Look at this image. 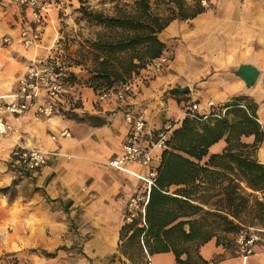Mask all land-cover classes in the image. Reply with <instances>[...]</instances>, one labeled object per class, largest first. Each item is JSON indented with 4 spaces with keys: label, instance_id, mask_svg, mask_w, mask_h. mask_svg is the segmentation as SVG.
<instances>
[{
    "label": "crops",
    "instance_id": "0c3cea01",
    "mask_svg": "<svg viewBox=\"0 0 264 264\" xmlns=\"http://www.w3.org/2000/svg\"><path fill=\"white\" fill-rule=\"evenodd\" d=\"M41 2L48 8L45 25L41 40L32 46L19 40L20 26L27 20L26 9L6 2L0 8L1 14L17 20L9 47L13 58L21 61L20 69L9 70V77L0 83L1 100L15 96L19 77L31 59L49 58L48 49L54 44L48 24L52 2ZM10 5L17 8L9 10ZM160 38L168 47L173 44L174 55L168 52L161 71L143 68L124 100L99 99L98 92L85 81L90 73L85 74V69L79 67L81 73L71 78L54 116L36 118L29 110L17 121L19 134L0 135V187L17 178L13 196L0 192V256L25 247L55 251L65 230L80 220L91 225L82 252L109 255L112 264H124L126 256L120 249L124 211L130 195L143 183L139 175L147 170L140 163L131 164L129 170L108 163L123 151L129 131L125 119L128 109L144 112L153 129H159L173 120L178 119L179 124L184 117L179 111L194 101L205 108L209 100L225 104L244 94L257 103V115L264 127V0H212L195 17L172 20L160 32ZM243 62L260 69L251 87L233 72ZM187 84L191 88L184 93L188 98L177 97L180 94L174 90ZM66 128L70 135H61ZM244 140L253 142L254 136H244ZM14 143L53 152L40 169L23 172L12 162L10 150ZM226 144L222 138L210 146V152H220ZM257 156L264 162V140ZM255 226L262 229L263 239L256 245V253L246 260L237 254L236 246L232 251L217 244L215 237L200 246V253L205 259L216 257L218 264H256L253 259L257 256L264 264V219ZM148 255V264H178L172 250ZM38 258L48 262V256Z\"/></svg>",
    "mask_w": 264,
    "mask_h": 264
},
{
    "label": "trees",
    "instance_id": "16d2710c",
    "mask_svg": "<svg viewBox=\"0 0 264 264\" xmlns=\"http://www.w3.org/2000/svg\"><path fill=\"white\" fill-rule=\"evenodd\" d=\"M79 1L78 10L97 26L95 36L88 39L87 66V81L95 90L151 68L155 58L168 52L159 33L172 20L193 18L208 7L203 0H162L166 6L157 11L153 0H103L112 5L107 13ZM223 106L225 114L214 116ZM206 109V118L184 116L161 149L145 223L137 218L122 227L120 249L130 261L122 259L124 264H148L149 260H137L143 249L148 254L172 250L178 264H206L200 246L214 237L224 246L234 242L244 225V211L254 205L263 221L264 203L256 191L264 189V162L257 156L264 127L257 103L240 94ZM250 135L253 142L244 140ZM222 138L227 142L224 149L210 152ZM10 188L1 186L0 192L6 194ZM43 253L53 256L56 251ZM10 260L19 261L14 253L0 256L1 263Z\"/></svg>",
    "mask_w": 264,
    "mask_h": 264
},
{
    "label": "built area",
    "instance_id": "2783aa9c",
    "mask_svg": "<svg viewBox=\"0 0 264 264\" xmlns=\"http://www.w3.org/2000/svg\"><path fill=\"white\" fill-rule=\"evenodd\" d=\"M6 3L24 7L28 12L26 22L20 26L19 40L25 46H32L42 38L44 28V15L47 13V5L41 0H0V8ZM207 4V0H203ZM30 18V20H29ZM11 36H6V42L11 41ZM168 53H163L151 62L150 70L161 71L168 60ZM137 75L119 84L101 89L98 98L101 100H124L134 88V78ZM71 81L69 66L61 60H50L33 58L28 63L25 72L19 77L18 91L15 96L7 101L0 99V135L12 136L21 132L20 124L17 122L27 111L32 110L34 117L51 118L56 113L58 102L67 91ZM216 103L209 100L205 108L194 101L186 105L180 114L195 118H206L209 115L207 107H213ZM227 107H222L213 113L221 117L225 114ZM199 112H203L200 114ZM202 115V117H200ZM125 119L129 125V131L123 143L121 155L111 158L110 165L129 170L133 163H140L146 167V172L139 175L143 183L128 198L124 219L133 222L140 218L145 223L146 208L150 200L151 189L155 184L158 174L159 155L157 151L166 145L172 130L177 126L178 119L170 121L166 126L153 129L150 122L142 111L128 109L125 111ZM63 136H69V129L60 132ZM56 138V135H53ZM11 157L15 164L24 171H35L48 162V151L36 146L22 143H14L11 147ZM159 153V154H158ZM259 199L264 203V189L256 191ZM262 215L264 217V208ZM263 239L262 229L258 226L243 225L235 234L237 254L246 260L250 255L256 253V245ZM3 264H25L22 261L10 260ZM206 264H218L217 259H207Z\"/></svg>",
    "mask_w": 264,
    "mask_h": 264
},
{
    "label": "rangeland",
    "instance_id": "374dc122",
    "mask_svg": "<svg viewBox=\"0 0 264 264\" xmlns=\"http://www.w3.org/2000/svg\"><path fill=\"white\" fill-rule=\"evenodd\" d=\"M49 1L52 2V4L49 5L51 9H49L50 15L48 24H50L52 30L51 35L53 37L51 39L54 40L53 46L50 48V50L48 49L49 59L61 60L66 63L69 66L70 71L73 72V77H75V73H81L79 67H81V69H85V74L88 73L89 71L87 69V66L91 63V53L89 52L88 39L95 36L97 26L93 23V21L87 19L78 10L77 7L80 5L79 0ZM211 1L212 0H210V2ZM74 4H76V6H72ZM85 4L93 9H101L107 13L112 12V5L108 2H103V0H85ZM207 5L209 6L210 3H207ZM153 6L157 11H162L166 5L162 0H153ZM8 8L9 10H13L17 7L10 5L8 6ZM51 14H53V16ZM17 27V20L8 18L6 17V15L0 13V83L5 81L9 77V70H11L12 68L16 71L20 69V59L13 58L12 50L9 47L10 43L4 40L6 36L16 34ZM172 45H169L168 52L174 55L173 50L175 49L172 47ZM170 49H172V51ZM75 69H77V72L75 71ZM81 77L83 78L84 76ZM87 80L88 78H85L86 82H88ZM96 91L99 92L100 90L98 89ZM179 96H182L185 99L188 98V96H186L184 93H180V95H178L177 97ZM182 108L184 109L186 108V106H183ZM183 109L179 111V114ZM168 115L172 116L173 113L170 112L168 113ZM13 145L14 144H12L11 147ZM12 162L14 163L13 160ZM20 170L23 171L22 168ZM16 183L17 178H15L10 184L11 188L8 192L10 196H13L16 193ZM32 187L34 188V186H31V188ZM242 220L244 225L247 226H252L260 223V215L257 213L254 205H252L249 209L242 213ZM74 223L75 224L73 225V227H69V229L65 230L62 241L54 249L56 251V254L53 256H48V262H40V259L38 258V256H47L43 253V249H49L43 247H25L16 251L5 252L3 255H6V253H14L16 254V257L20 261H23L25 264H112L111 257L109 255H94L91 250H88V253L90 255L86 252L85 253L87 255H85L84 252H82V246L87 239L89 233L88 231L90 229L89 227L91 225L89 223L84 224L82 221L80 222V220H76V222ZM123 223H127L125 219L123 220ZM50 232L51 227L48 226L47 233L50 234ZM58 246H60V248H58ZM235 246V241L230 243L229 245H226V247L232 251ZM130 249L132 250V248ZM136 251H139V249L136 248ZM143 252V256L138 252L137 260L140 262L149 260L150 257L145 249H143ZM125 259L127 258L125 257ZM128 262L130 261L128 260ZM253 262H255L256 264H261V260L258 256L253 259Z\"/></svg>",
    "mask_w": 264,
    "mask_h": 264
},
{
    "label": "water",
    "instance_id": "95a60500",
    "mask_svg": "<svg viewBox=\"0 0 264 264\" xmlns=\"http://www.w3.org/2000/svg\"><path fill=\"white\" fill-rule=\"evenodd\" d=\"M233 72L243 79L247 87L253 86L258 76L260 75L259 67L250 62L240 63L233 68ZM190 89L191 88L188 84L181 85L174 90V93L176 95L180 93H187L190 91Z\"/></svg>",
    "mask_w": 264,
    "mask_h": 264
}]
</instances>
